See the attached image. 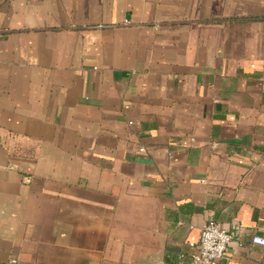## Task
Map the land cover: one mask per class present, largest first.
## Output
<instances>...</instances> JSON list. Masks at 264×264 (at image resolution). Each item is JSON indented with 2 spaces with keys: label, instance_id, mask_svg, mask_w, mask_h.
<instances>
[{
  "label": "crops",
  "instance_id": "obj_1",
  "mask_svg": "<svg viewBox=\"0 0 264 264\" xmlns=\"http://www.w3.org/2000/svg\"><path fill=\"white\" fill-rule=\"evenodd\" d=\"M264 264V0H0V264Z\"/></svg>",
  "mask_w": 264,
  "mask_h": 264
},
{
  "label": "built area",
  "instance_id": "obj_2",
  "mask_svg": "<svg viewBox=\"0 0 264 264\" xmlns=\"http://www.w3.org/2000/svg\"><path fill=\"white\" fill-rule=\"evenodd\" d=\"M233 240L232 233L214 218H208L204 223L196 250L189 261L183 264H213L225 255L229 244ZM252 243L264 246V237L254 235ZM16 259L12 258L5 264H15ZM155 264H168L164 260L156 261Z\"/></svg>",
  "mask_w": 264,
  "mask_h": 264
}]
</instances>
